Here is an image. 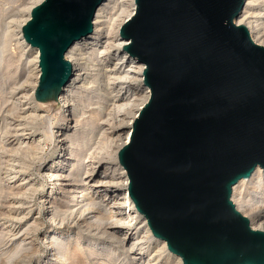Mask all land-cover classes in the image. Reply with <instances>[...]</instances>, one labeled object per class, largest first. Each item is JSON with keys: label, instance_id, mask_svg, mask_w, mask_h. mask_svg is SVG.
Returning <instances> with one entry per match:
<instances>
[{"label": "water", "instance_id": "95a60500", "mask_svg": "<svg viewBox=\"0 0 264 264\" xmlns=\"http://www.w3.org/2000/svg\"><path fill=\"white\" fill-rule=\"evenodd\" d=\"M104 0H42L21 33L39 52L36 102H57L65 58ZM122 50L144 65L149 98L117 153L153 237L182 264H264L232 188L264 169V46L235 19L244 0H134Z\"/></svg>", "mask_w": 264, "mask_h": 264}, {"label": "bare ground", "instance_id": "6f19581e", "mask_svg": "<svg viewBox=\"0 0 264 264\" xmlns=\"http://www.w3.org/2000/svg\"><path fill=\"white\" fill-rule=\"evenodd\" d=\"M41 1L36 0L30 5L27 12L22 15L16 32L20 44L30 54L32 69L29 68V71L34 72L32 86L27 95L25 93L27 97H23L25 99L22 103L25 109L24 112L32 111L33 113L37 109H43L46 112L51 110L59 118L56 130L51 133V138L57 140V154L51 160L50 165L42 170V173H45V183L50 192L41 197L40 205L46 212L50 223L60 224L65 220L74 221L82 218V224L80 223L77 226L75 233H69V239L66 240L67 242L65 241L63 247L61 246L66 232L61 234V226L59 225L50 226L36 245L47 244L45 247L50 248L52 251L54 246H60L53 253L54 256L60 255L58 260L60 263L68 255L70 257L80 256L87 251L91 253L90 260L104 257L115 264L140 263L141 260L145 261L142 264H182L180 257L167 250L164 241L152 236L146 219L137 211L129 197L127 190L128 178L125 170L117 160L118 150L129 140L133 120L149 98V89L143 84L142 79L144 65L122 50V46L127 45L128 41L119 36L121 25L134 13V0H104L96 10L92 32L74 42L68 49L65 58L72 66V76L57 99L60 104L59 108L53 107V105H57V102L54 101L48 103L35 101L34 90L39 76V52L25 42L21 33V27L29 19L31 8ZM235 23L237 25L243 24L249 31L252 41L264 46V0H244ZM127 78H131L136 82V87L133 90L128 85H126V88L118 86L121 85L118 82H125ZM125 91L130 92V94L128 95ZM120 95L125 97L124 99L120 98L123 102L125 101L122 105L125 106V111L127 113L133 112L131 116L126 118V131L120 134L117 133L114 138L109 137L111 139L107 140V145L103 143L106 148L111 150L113 160L111 164H104L102 166L103 170L96 173L97 180L82 178L79 171L81 165L80 152L87 147L91 140L93 128L96 125L95 121L106 102L116 101ZM30 104H32V107L29 106ZM48 113L50 114V112ZM40 139L30 141L31 145H28L29 147L25 148L24 145L25 149H22L23 158H25V155L29 154L30 156L31 153H35L42 146L39 142ZM43 148L41 147V149ZM35 155L33 156L35 157ZM62 186L64 191H60ZM72 188L74 191H72ZM72 192L73 195L69 196ZM21 195L23 194L21 193ZM26 195L24 199H26ZM30 197L32 198V196ZM232 201L238 211L249 219L252 228L264 231V169L256 167L249 178L242 179L234 185L232 188ZM86 226H89L94 233L88 235L91 237L84 239L83 230ZM125 240L130 243L127 249L124 245ZM63 249L65 250L62 251ZM120 251H126L127 256L120 254Z\"/></svg>", "mask_w": 264, "mask_h": 264}, {"label": "rangeland", "instance_id": "374dc122", "mask_svg": "<svg viewBox=\"0 0 264 264\" xmlns=\"http://www.w3.org/2000/svg\"><path fill=\"white\" fill-rule=\"evenodd\" d=\"M34 1L36 0H0V264H115L114 262H109V260L104 257H99L96 260H90L91 253L87 251L82 253L80 256L70 257L68 255L64 257L62 263H60L58 262L60 255H53V253L60 246H54L52 251L50 248L45 247L47 244L40 246L36 245L41 240V236L44 235L45 231L50 226L54 227L55 225H59L61 226V234L66 232L61 246L63 247L65 241H68L69 239V233H75L77 231V226H79L80 223L82 224V218L74 221L65 220L60 222V224H56V222L50 223L46 216V212L40 205L41 197L50 192V189L45 183V173H42V170L46 169L47 166L50 165L51 160L54 159L57 154V140L51 138V133L56 130L59 118L56 116L55 112L51 110L46 112V110L37 109V111H34L33 113L32 111L24 112L25 109L23 108L24 106H22V103L25 100L23 97H27L26 95L32 86L34 72L31 73L29 71L32 69L30 54L28 50H25L22 44H20L18 39L19 37L16 32L22 15L27 12L28 8ZM125 82H118V84H121L118 86L126 88V85H128L132 90L136 87V82L131 78H127ZM127 94L129 95L130 92ZM120 98L124 99L125 97L120 95L116 101L106 102L104 108L99 113V116L95 121L96 125L93 128L91 140L87 144V147L80 152L81 165L79 167V171L82 174V178H93L94 180H97L98 176L96 173L103 170L102 166L104 164H111L113 160V154L110 152L111 150L106 148L104 144L107 145L108 141L111 138H114L117 133L120 134L123 133V131H126V118L131 116L133 112L130 111L127 113L125 111V106H122L125 101L123 102ZM119 104L121 106H118ZM29 106L32 107V104ZM38 112L40 117L38 116ZM48 112H50V114ZM99 118L100 120H98ZM23 132L24 134H22ZM36 139H40V145L42 144L41 147L43 148L44 146V148L41 149V147H39L35 153H31L30 156L29 154L25 155L26 159L23 158L24 155L22 149L29 147L32 140L36 141ZM12 150H15L16 152H13ZM33 155H35V157ZM28 164L30 168L28 167ZM32 186L35 188V192ZM73 188L72 191H74ZM63 189L64 188L62 186L60 191ZM21 193L23 195H21ZM24 194H27L25 197L26 199H24ZM72 195L73 192L69 196ZM30 196H32V198ZM7 226L9 227L6 228ZM86 227H84L83 230L84 239L91 237L88 235L94 233L89 226L87 228ZM125 241L124 245L127 249L130 246V243ZM64 250L65 249L62 251ZM120 252V254L127 256L126 251ZM142 263H145V261L141 260L140 263L134 262L133 264Z\"/></svg>", "mask_w": 264, "mask_h": 264}]
</instances>
